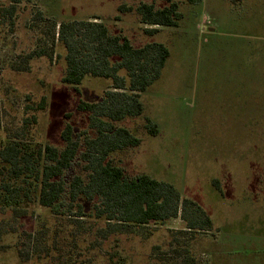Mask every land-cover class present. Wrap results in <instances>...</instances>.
Masks as SVG:
<instances>
[{"label": "rangeland", "instance_id": "1", "mask_svg": "<svg viewBox=\"0 0 264 264\" xmlns=\"http://www.w3.org/2000/svg\"><path fill=\"white\" fill-rule=\"evenodd\" d=\"M153 1L25 0L17 5L14 25L0 18V146L6 129L14 134L22 127L25 108L32 105L27 97L34 102L47 98L31 131L36 142L61 147L66 123L78 132L87 129L86 117L77 111L80 100L99 102L112 86L110 80L87 78L79 94L64 85L65 50L37 12L48 22L104 23L138 48L163 43L171 56L160 80L142 94V117L119 125L142 144L113 159L132 176L148 174L171 183L210 217L213 231L197 232L191 240L203 264H264V0H201L195 5L177 0L184 15L178 28L143 26L134 12L119 10ZM144 29L159 32L151 37ZM39 47L55 53L53 60H32L29 72L13 68ZM146 119L158 126V136L147 133ZM42 222L51 231L58 224L37 204L19 218L0 206V264H24L17 245L23 233H36ZM186 227L179 213L147 241L123 237L130 264H148L154 245L163 246L172 239L171 231ZM190 237L179 235L184 242Z\"/></svg>", "mask_w": 264, "mask_h": 264}, {"label": "trees", "instance_id": "2", "mask_svg": "<svg viewBox=\"0 0 264 264\" xmlns=\"http://www.w3.org/2000/svg\"><path fill=\"white\" fill-rule=\"evenodd\" d=\"M24 1L0 0L2 24L9 21L14 25L17 5ZM200 2L187 0L190 5ZM119 10L134 12L141 25L152 28H178L184 19L177 0L140 2L135 8L122 5ZM37 19L49 26L53 40L58 38L65 50L64 85L79 94L78 88L87 78L110 80L112 86L99 102L80 100L77 111L86 117L87 129L78 132L72 123H66L61 147L36 142L31 133L38 124V113L47 107L46 97L38 102L27 97L32 105L25 108L22 127L14 134L6 129L0 146V174L5 176L0 179V206L19 218L37 204L58 220L52 231L42 222L36 233H23L24 239L16 247L21 263L130 264L122 238L147 241L156 228L181 213L187 231H171L174 235L168 243L154 245L148 264H203L191 240L197 232L213 231L210 217L193 200L182 198L171 183L148 174L132 176L113 159L142 144L135 133L119 125L142 117V94L160 80L170 49L157 42L135 47L128 37L113 34L104 23L48 22L41 12ZM144 32L152 37L159 30ZM54 55L39 47L13 68L29 72L32 60L45 57L52 61ZM144 128L152 137L159 134L150 119ZM62 220L73 228L63 226ZM2 234L0 231V239ZM179 235L191 236L190 241H182ZM107 242L111 246L106 249Z\"/></svg>", "mask_w": 264, "mask_h": 264}]
</instances>
